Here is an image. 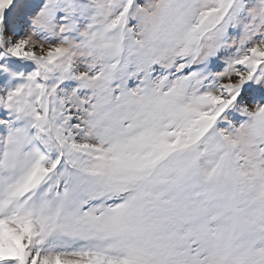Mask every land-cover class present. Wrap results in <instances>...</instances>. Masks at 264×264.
<instances>
[{"label":"snow or ice","instance_id":"snow-or-ice-1","mask_svg":"<svg viewBox=\"0 0 264 264\" xmlns=\"http://www.w3.org/2000/svg\"><path fill=\"white\" fill-rule=\"evenodd\" d=\"M255 89L264 0H0V264H264Z\"/></svg>","mask_w":264,"mask_h":264},{"label":"rangeland","instance_id":"rangeland-1","mask_svg":"<svg viewBox=\"0 0 264 264\" xmlns=\"http://www.w3.org/2000/svg\"><path fill=\"white\" fill-rule=\"evenodd\" d=\"M27 14V10L20 7L16 8L14 7L12 10L8 11L6 13V16L8 17L10 23L12 24H23L24 20L23 17ZM255 95L257 98H264V92H260L258 89H255ZM228 120L233 121L237 125L242 122L243 120L246 119V117L241 116L238 112H232L230 115L227 117ZM220 127H227L226 121L224 122H219Z\"/></svg>","mask_w":264,"mask_h":264}]
</instances>
